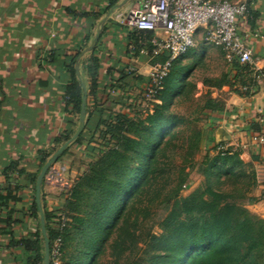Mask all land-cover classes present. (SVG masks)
I'll return each instance as SVG.
<instances>
[{
  "label": "trees",
  "instance_id": "16d2710c",
  "mask_svg": "<svg viewBox=\"0 0 264 264\" xmlns=\"http://www.w3.org/2000/svg\"><path fill=\"white\" fill-rule=\"evenodd\" d=\"M118 1L109 0L107 10ZM250 3L247 0L248 22L252 24ZM152 37L150 32L135 30L130 37L132 51L139 54ZM191 49L173 60L161 89L148 99L151 109L144 105L148 97L145 90L144 101L127 97L126 102L118 101L120 109L109 110L105 118V110L99 108L101 100H111L110 91H120L119 83L126 75H120L115 84L107 87V93H101L105 96H99L101 60L92 52L82 62L88 85L85 126L57 161L71 145L85 140L84 133H89L85 147L93 159L69 184L54 208L49 209L40 196L50 248L55 240L61 241L60 264H99L105 249L110 251L109 264H264V219L228 199L230 193L246 196L248 205L262 199L253 196L257 186L255 169L241 160L238 150H223L224 144L215 142L214 123L208 132L197 128L201 114L207 111L220 115L225 103L208 97L202 103L192 100L195 86L186 80L192 69L180 62ZM79 55L80 51L65 58L69 81L64 95L77 119L82 90L74 66ZM165 59L161 56L152 63ZM230 69L234 73L232 82L229 74H223L203 84L217 89L237 86L232 90L234 94L248 96L257 73L251 65L237 60L231 62ZM186 102H191L192 108L187 116L172 111L175 104ZM136 107L142 110L136 112ZM72 135L73 132L65 134L63 141ZM206 142L214 155L200 165L204 184L183 197L180 193L189 185L195 153ZM50 156L40 155L33 173L20 169L18 161L2 172L3 180L9 185L14 181V185L7 189L0 186V232L9 235V249L21 254V264L44 261L35 183ZM22 179L31 185L28 211L35 227L32 234L16 237L10 227L22 224L15 209L23 191ZM227 184L230 193L222 188ZM157 217L155 224L160 232L155 234L151 231L153 225L148 224ZM142 229L149 232L145 240L140 237ZM49 262L52 264L50 257Z\"/></svg>",
  "mask_w": 264,
  "mask_h": 264
},
{
  "label": "crops",
  "instance_id": "0c3cea01",
  "mask_svg": "<svg viewBox=\"0 0 264 264\" xmlns=\"http://www.w3.org/2000/svg\"><path fill=\"white\" fill-rule=\"evenodd\" d=\"M108 4L109 0H0L2 188L14 185V181L9 185L2 177L11 162L18 161L20 169L33 173L40 155H52L65 143V134L73 132L74 135L80 128L79 118L64 95L69 81L66 57L80 51L79 72L87 88L82 62L95 52L101 60L99 96L107 93V87L115 84L120 75H126L119 83L122 89L110 91V99L118 94L125 98L137 97L149 86L151 64L130 46L135 29L128 20L138 9L139 0H119L107 10ZM249 6L252 24L248 19L242 21L240 33L252 51L255 68L264 72V0H251ZM156 35L162 36V33ZM252 86L248 96L228 95L224 113L215 120L214 140L238 150L241 160L253 165L257 177L253 196L262 199L251 205L252 212L264 219V144L253 140L264 127V79H253ZM105 101V98L101 100L103 104L99 108L106 114L108 109L114 110V103ZM84 139L77 148L80 150L76 145L68 149L66 164L55 162L62 172L68 171L75 178L76 173L84 170L81 163L76 166V156L85 159L88 152L84 144L89 136ZM21 183L23 191L18 195L15 209L16 218L22 224L10 227L16 237L32 234L35 227L28 211L31 185L24 179ZM51 185L44 177L40 196L49 209L61 197L59 192L50 190ZM8 242L9 235L0 232V264H21V254L9 249Z\"/></svg>",
  "mask_w": 264,
  "mask_h": 264
},
{
  "label": "built area",
  "instance_id": "2783aa9c",
  "mask_svg": "<svg viewBox=\"0 0 264 264\" xmlns=\"http://www.w3.org/2000/svg\"><path fill=\"white\" fill-rule=\"evenodd\" d=\"M248 18L246 0H139V7L128 24L137 31L153 33V37L139 51L151 64L148 74L150 84L146 89L148 97L153 98L156 90L161 89L173 60L195 46L199 31L204 32L206 42L223 52L228 62L237 60L240 64H249L257 73L255 80L264 79V72L255 68L252 51L240 33V23ZM157 32H161L162 36H157ZM161 56L166 59L152 63ZM253 140L264 144V127ZM225 148L222 147L223 150ZM45 179L63 189L67 187L60 168L50 169ZM49 249L51 263L60 264V239L55 240Z\"/></svg>",
  "mask_w": 264,
  "mask_h": 264
},
{
  "label": "rangeland",
  "instance_id": "374dc122",
  "mask_svg": "<svg viewBox=\"0 0 264 264\" xmlns=\"http://www.w3.org/2000/svg\"><path fill=\"white\" fill-rule=\"evenodd\" d=\"M180 62H181L182 66H187V67H190L192 69V71L186 77V80L193 83L195 86V90L192 94V100L199 101L200 103H202L203 100L208 97V98L216 100L220 103L221 102L225 103V108H226V99H228V95L230 93H233L232 90L234 88H237V86L231 87L230 85H228V86H223L220 89H217V88L205 86L203 84V81L208 80V79L218 78L223 74H229V76L231 78L230 82H232V80H233L232 78L234 76V73L230 72L231 62H228L224 58V55L222 54V52L218 48H216L212 44L206 42L205 34L203 31H199L197 33L196 38H195V46L191 49V51L187 54V56L185 58H183ZM123 96H121L119 94L111 96L113 98V99H111V101L116 102V104H114V106H113L114 110H118L121 108V104L120 103L117 104L118 101L119 102L120 101L126 102L127 97L124 98ZM142 96H145L144 93H142V92L138 93L137 97H136L137 101L141 98L143 99ZM144 99H145L144 105L149 106V108L151 109V106H150L151 103H150V101H148V99L150 100V98L147 97V99L146 98H144ZM144 99H143V101H144ZM178 104H175L172 107V111L174 113L187 116L191 112V110H192L191 102H186V103H182L179 105ZM113 107L108 106V108H113ZM109 110H111V109H108V111ZM124 110H126V109H124ZM139 110H142V109H140V107L135 108L136 112ZM105 115L107 116V113ZM220 115H222V114H220ZM220 115H216L215 113H210V112L205 111L203 114L200 115L201 121L198 123L197 128L200 130H204L205 132H208L210 130V125L212 123H214L216 125V122L213 120H216L217 116H220ZM92 122H95V119ZM83 136L87 137V136H89V133H84ZM74 145H71V147H73ZM79 145H82V142H80V144H78V145L76 144V149L79 147ZM84 146H85V144H84ZM71 147H69V148H71ZM209 147H210V143L206 142V144L203 147H201L195 153L194 165L191 169H189V185L185 189H183V191H181V193H180L181 196L185 197V196L190 195L194 190H196L198 187H200L204 184V177L200 174L199 168H200V165L205 161L206 157L211 158L214 155V152H211L209 150ZM57 150H54L53 154ZM77 150H80V149H77ZM88 152L85 154V159H83L84 157H77L76 156V166L80 165L79 163L83 162L82 163L83 165L81 164V166L83 169H85V167H86L85 164L88 163L91 159H93L92 157L87 155ZM60 162L63 164L67 163L65 156H63L60 159ZM58 165H56L54 163L50 169L51 170H57V169H59ZM80 173H81L80 171L78 173H76V178L80 175ZM61 177L64 178L63 179L64 181H66L65 184L67 187L75 179V175L71 176L68 173V171L62 172V170H61ZM45 181H46V179H45ZM228 185L229 184L223 186L222 188L224 191H227L230 193V187ZM51 186H52V189H50V190L54 191V192H56V191L59 192L61 194V196L66 194L68 191L67 187L65 189H63V188L59 187L58 184H52ZM229 195H230L228 197L229 200H234L237 203L245 205L246 209L250 213L254 214L252 212V207H251L252 204L251 205L247 204V201H246L247 197L246 196L238 195V194H231V193ZM52 204H55V203H52ZM56 204H58V201ZM254 215H256V214H254ZM158 221H159V217L153 218L152 222L150 224H148V227L153 225L151 231L155 234H158L160 232L157 225L155 224ZM146 233H149L147 231V229H142L140 237L143 240L146 239V237H145ZM109 254H110L109 249H105V253L99 259V264H109V262H110Z\"/></svg>",
  "mask_w": 264,
  "mask_h": 264
},
{
  "label": "water",
  "instance_id": "95a60500",
  "mask_svg": "<svg viewBox=\"0 0 264 264\" xmlns=\"http://www.w3.org/2000/svg\"><path fill=\"white\" fill-rule=\"evenodd\" d=\"M111 12H112V10L108 13V16L110 15ZM79 65H80V57H78V59L76 60L74 70H75V74H76L77 78H79L81 80L80 72H79ZM81 90H82V97H81L80 113H79L80 128L67 142H65L61 147H59V149L51 157L48 158V160L42 166V168L38 174L36 183H35V203H36V206H37V209L39 212L41 233H42L43 240H44V261H43V264H50V262H49V251H50L49 248H50V246H49L48 238L46 236L44 215H43L41 202H40L42 182L44 180L46 173L50 169V167L63 154L66 147L71 142H73L83 131V128L85 126V118H86L87 88H86L85 83L82 80H81Z\"/></svg>",
  "mask_w": 264,
  "mask_h": 264
}]
</instances>
